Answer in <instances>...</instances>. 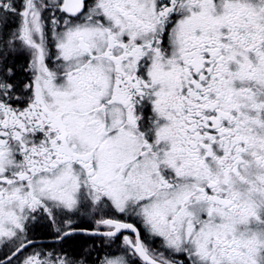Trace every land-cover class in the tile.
I'll return each instance as SVG.
<instances>
[{"label": "snow or ice", "instance_id": "1", "mask_svg": "<svg viewBox=\"0 0 264 264\" xmlns=\"http://www.w3.org/2000/svg\"><path fill=\"white\" fill-rule=\"evenodd\" d=\"M0 264H264V0H0Z\"/></svg>", "mask_w": 264, "mask_h": 264}]
</instances>
